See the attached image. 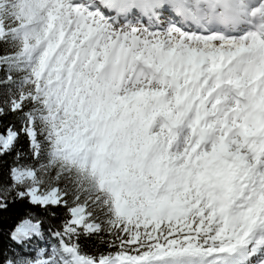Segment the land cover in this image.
<instances>
[{"label": "snow or ice", "instance_id": "1", "mask_svg": "<svg viewBox=\"0 0 264 264\" xmlns=\"http://www.w3.org/2000/svg\"><path fill=\"white\" fill-rule=\"evenodd\" d=\"M0 44V157L23 134L39 163L4 196L67 209L6 264H264V0H0Z\"/></svg>", "mask_w": 264, "mask_h": 264}, {"label": "trees", "instance_id": "2", "mask_svg": "<svg viewBox=\"0 0 264 264\" xmlns=\"http://www.w3.org/2000/svg\"><path fill=\"white\" fill-rule=\"evenodd\" d=\"M9 51L10 47L8 45L0 44V55L7 54ZM4 74V70H0V78H3ZM6 91L7 89L0 85V100L3 99ZM21 123L19 114L5 112L0 115V130L5 125H12L18 130L21 127ZM17 151L22 153L19 161H17L15 155ZM18 163L39 167V163L35 162L30 154L27 138L23 134H21L13 152L0 157V198H3L6 204V207L0 208V264H6L8 260H13L16 255H26L24 253L26 247L24 246L27 245V240L15 243L11 239L13 230L21 221L25 219H32L34 222L38 221L42 231L52 234L62 229L63 223L67 218V209L63 207L45 211L43 208L30 204L27 199L16 197L14 191L7 193L6 197L4 196V189L11 187L9 169ZM113 239L111 235L104 232L90 238L82 237L79 243L83 252L89 255H99L100 253L117 250L108 247L109 242Z\"/></svg>", "mask_w": 264, "mask_h": 264}, {"label": "rangeland", "instance_id": "3", "mask_svg": "<svg viewBox=\"0 0 264 264\" xmlns=\"http://www.w3.org/2000/svg\"><path fill=\"white\" fill-rule=\"evenodd\" d=\"M9 178H10V175H9ZM62 184H63V182H62ZM14 231H15V229L13 230V232ZM11 239H12V234H11ZM12 241L15 243H18L17 241H15L13 239H12ZM58 244H59L58 238L55 237L53 235V233L51 234V233H48L46 231L44 232L40 228L39 235L33 234V236H31L29 239H27V245L24 246V247H26L24 249V253L27 256L26 255H16L12 261H18L20 259L35 260L38 258V253H40L42 250L45 253L44 257H42V258L47 259L52 252L53 246L58 247Z\"/></svg>", "mask_w": 264, "mask_h": 264}]
</instances>
